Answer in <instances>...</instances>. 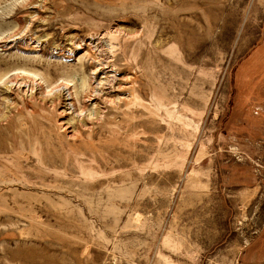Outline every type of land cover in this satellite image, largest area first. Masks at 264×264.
I'll return each instance as SVG.
<instances>
[{
  "label": "rangeland",
  "instance_id": "1",
  "mask_svg": "<svg viewBox=\"0 0 264 264\" xmlns=\"http://www.w3.org/2000/svg\"><path fill=\"white\" fill-rule=\"evenodd\" d=\"M106 31L133 89L92 113L74 47ZM9 32L0 78L39 88L19 113L0 87V264H264V0H0Z\"/></svg>",
  "mask_w": 264,
  "mask_h": 264
},
{
  "label": "bare ground",
  "instance_id": "2",
  "mask_svg": "<svg viewBox=\"0 0 264 264\" xmlns=\"http://www.w3.org/2000/svg\"><path fill=\"white\" fill-rule=\"evenodd\" d=\"M110 36L111 32L106 31L101 33L95 41L94 38H86V40L82 41V47H74L78 50V53H80L78 54L79 57L77 63H80L84 57L89 54L95 57L93 60L95 67L94 70H92V76L93 79L96 80L97 89L100 90L95 89V81L91 78L94 87L90 89L88 100L86 102L90 104V111L92 113L96 112L99 105L104 106L106 103H111V101L108 100V97L113 94H118L119 101L121 102L129 101L130 96H125V94L133 89L131 82H127L126 79H121L117 76V69L114 65L115 62L112 59L109 48L104 43L106 37L108 38ZM22 43H26V41H23V35L20 32H9L0 36V45H2L0 48L3 49V52L9 51L14 45H20ZM28 46L31 47L29 43H27L26 47ZM253 49L254 48H252V50ZM30 85L39 88L33 78L29 77L27 73L21 71L7 73L0 78V87L4 89L6 95V111L20 113L21 110L26 108L24 102L33 94L37 96V91L34 90L35 88H31ZM104 87H109V89L104 90ZM58 91L61 96L63 95V92L68 93L67 98H65V96L62 97L65 99L62 103L63 111L59 113L60 116L70 118L71 121L82 119L88 121L87 118L89 116L83 114L85 112L84 108L80 107L75 109L77 103L75 101L76 95L74 91L67 85H62L58 88ZM78 111L81 114H79ZM1 118H3V116L0 115V121ZM59 126L63 128L67 139H74L75 132L68 124L60 122Z\"/></svg>",
  "mask_w": 264,
  "mask_h": 264
},
{
  "label": "crops",
  "instance_id": "3",
  "mask_svg": "<svg viewBox=\"0 0 264 264\" xmlns=\"http://www.w3.org/2000/svg\"><path fill=\"white\" fill-rule=\"evenodd\" d=\"M264 38V36H263ZM261 44V42H259ZM259 44L253 49L252 52H250V54L248 55V60H249V70L252 69V64L253 62H255L257 56L260 55V50L258 48ZM260 49H262V47H260ZM243 58V57H242ZM240 60V59H239ZM247 64V61L243 60L239 63L238 62V66L237 68L235 69V78L237 79V82H235V95H234V98H235V102H234V106H235V103H236V100H237V95L239 92H241V84H240V81H241V78L243 76V71L244 69H242L245 65ZM259 106H262L261 103L257 102V101H254V103L252 104V108H256V107H259ZM236 107V106H235ZM235 114H240L238 110L235 111ZM241 115V114H240ZM236 116V115H234ZM254 114L251 113V117H253ZM237 117V116H236ZM236 118H234L235 120ZM264 132V128L262 130V133Z\"/></svg>",
  "mask_w": 264,
  "mask_h": 264
}]
</instances>
